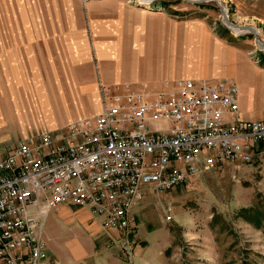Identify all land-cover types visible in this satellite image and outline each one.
I'll list each match as a JSON object with an SVG mask.
<instances>
[{"label": "built area", "instance_id": "2783aa9c", "mask_svg": "<svg viewBox=\"0 0 264 264\" xmlns=\"http://www.w3.org/2000/svg\"><path fill=\"white\" fill-rule=\"evenodd\" d=\"M100 95L96 115L0 146V264H46L44 220L66 203L128 230L144 191L239 171L264 153V120L241 116L230 79L100 85Z\"/></svg>", "mask_w": 264, "mask_h": 264}, {"label": "crops", "instance_id": "0c3cea01", "mask_svg": "<svg viewBox=\"0 0 264 264\" xmlns=\"http://www.w3.org/2000/svg\"><path fill=\"white\" fill-rule=\"evenodd\" d=\"M67 1L56 22L23 28L33 35L0 34V145L96 115L100 85L125 82L158 89L181 77L196 83L227 78L238 86L241 116L264 120V63L245 49L213 39L203 27L182 29L187 46L179 66L178 26L161 14L125 0ZM58 214L65 225L77 219L96 236L107 231L86 207L66 203ZM45 243L49 255L52 246Z\"/></svg>", "mask_w": 264, "mask_h": 264}, {"label": "rangeland", "instance_id": "374dc122", "mask_svg": "<svg viewBox=\"0 0 264 264\" xmlns=\"http://www.w3.org/2000/svg\"><path fill=\"white\" fill-rule=\"evenodd\" d=\"M68 2L0 0V27L5 28L0 34L33 35L24 29L56 22V11ZM125 2L161 14L178 26L179 66L187 46L181 30L195 27H203L213 39L241 47L251 59L264 63V49L253 33L236 34L228 28L213 0ZM221 2L232 23L251 25L264 41V0ZM62 116L57 112L58 119ZM135 211L130 229L103 230L104 236L92 234L77 219L65 225L58 210L50 211L42 230L53 250L46 264H264V153L239 171L223 166L160 195L144 191ZM168 214L170 219H166Z\"/></svg>", "mask_w": 264, "mask_h": 264}, {"label": "water", "instance_id": "95a60500", "mask_svg": "<svg viewBox=\"0 0 264 264\" xmlns=\"http://www.w3.org/2000/svg\"><path fill=\"white\" fill-rule=\"evenodd\" d=\"M151 1H153V0H150V2ZM185 1H187V2H191V3H197V2H204V1H210V0H185ZM213 1H215L216 3H217V5L219 6V8H220V14H221V16H222V18H223V23L229 28V25H234V26H237V25H235L234 23H232L230 20H229V18H228V16H227V12L225 11V9H224V7L221 5V3H220V1L219 0H213ZM149 5V4H148ZM240 27H243V28H252V26L251 25H243V26H241V25H239ZM252 33H253V35H254V39H255V41L257 42V44H259V45H263V41L258 37V35H256L255 33H254V31H251Z\"/></svg>", "mask_w": 264, "mask_h": 264}, {"label": "bare ground", "instance_id": "6f19581e", "mask_svg": "<svg viewBox=\"0 0 264 264\" xmlns=\"http://www.w3.org/2000/svg\"><path fill=\"white\" fill-rule=\"evenodd\" d=\"M221 2V0H219ZM140 2L142 4H148L150 1L149 0H140ZM222 3V2H221ZM148 6V5H147ZM224 7V5H223ZM229 28L231 30H233L236 34H242V33H246V32H251V31H254V33L256 35H259L258 34V30L255 29L254 27L252 28H243V27H240V26H234V25H229ZM264 42V41H263ZM259 45V44H258ZM262 49H264V43L263 45H259Z\"/></svg>", "mask_w": 264, "mask_h": 264}]
</instances>
